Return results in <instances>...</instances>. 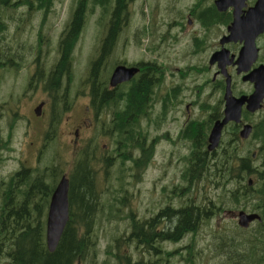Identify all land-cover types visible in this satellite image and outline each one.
Wrapping results in <instances>:
<instances>
[{
  "label": "rangeland",
  "instance_id": "rangeland-1",
  "mask_svg": "<svg viewBox=\"0 0 264 264\" xmlns=\"http://www.w3.org/2000/svg\"><path fill=\"white\" fill-rule=\"evenodd\" d=\"M16 4L17 0H9ZM79 0H56L48 13L43 15L42 10L33 11L27 15L26 10L19 7L17 9L4 8L0 10V20L6 22L7 35L1 34L5 38L0 46L8 45V49L17 51L22 56L21 63L23 69L18 77L12 71H6L3 82L0 84V112L8 111L9 116H0V139L8 141V146L0 149V179L7 180L10 173L17 169L21 158V151L28 154V149L24 148L25 141L30 137L26 135V122L22 116H12L15 112L13 104L17 102V96L20 91L24 90V78L27 75V65L31 58L32 52L37 51L39 55L38 64L46 61L47 55L53 57L58 52V40L66 24L70 21L73 11ZM198 0H128V19L123 26L116 46L110 56L101 66L102 76L110 77L113 69L111 67L118 61H124L126 64H134L138 61L159 59L160 66L164 70L165 81L161 85L159 98L165 94L167 107V116H198L205 120L210 115L209 108L219 110V101L222 95L207 85V80L211 74L196 72L195 68L202 69L208 67V60L213 53L212 50L218 44L219 38L226 34V26L222 24L213 25L206 29L200 26L193 15L188 17V11ZM214 0H202L203 9L212 5ZM90 0H86L89 3ZM250 5L254 0H247ZM113 5V1L109 6ZM28 9V8H27ZM202 9V10H203ZM24 10V11H23ZM199 12V11H198ZM197 12V13H198ZM20 16L22 24L17 29L16 19ZM10 18L15 19L11 23ZM109 14H102V9L97 5L93 7L88 5L85 15V25L81 31L79 41L72 53V81L68 87L59 90L50 96L44 91V84L37 87V95L26 92V96L20 100L18 111L20 114L34 116L31 110L40 100L45 98H56L67 102L72 106L70 111L64 110L65 104L58 101L55 105V113L60 115L72 113L79 114L82 112L84 105L87 103L89 96V74L92 63L97 60L100 40L105 35ZM188 20L190 23H188ZM16 23V24H15ZM104 24L103 26L101 25ZM42 33V41L45 44L39 50L37 40ZM198 36L200 39L206 38L205 47L201 53L195 54L192 38ZM264 44V39L261 40ZM4 48V47H2ZM157 61V60H156ZM120 65V64H119ZM103 68V69H102ZM40 70H46V67L39 66ZM110 71V72H109ZM233 76V89L236 93H249L252 91L251 85L242 83L235 75L233 70L230 71ZM173 90L177 92L173 94ZM156 106L148 116H157L162 111V103ZM186 106L188 108L186 109ZM35 108V107H34ZM33 108V109H34ZM50 104L45 103L41 109L42 116L37 121H32V126H37L38 137H46L48 132V123L52 122L56 130V122L45 116L51 112ZM207 111V112H205ZM53 114V112H52ZM165 114V116H166ZM264 112L253 115L251 120H258ZM106 116V115H105ZM109 116L97 120V134L94 139L97 144V192L100 194L99 211L95 214L94 237L96 235L95 250H90L85 260L77 264H139L142 258L143 264H181L179 257H173L169 260L164 259V252H177L178 254L186 253L182 251L184 246L194 244V252H200L205 248L208 241L212 239L210 232L213 226L228 227L236 225L235 215L241 209L231 211V209L219 212L208 223L200 226L196 234L187 235L178 243L162 242L161 257H155L152 253L147 254L139 247H135L132 242L128 245L125 243L127 235L131 232L130 214L139 221L150 219L155 216L159 209L167 206L162 202L163 195L174 193L175 186L184 185L180 180V174L184 168L182 158L188 155V147L179 141V144H173L175 140L174 130L176 127H170V138L161 135L154 136L153 130L146 136V146L153 145V154L148 165L137 171L131 163L125 164L116 159L115 164L106 168L103 161L109 158L106 153L115 154V141L110 137L112 121L108 120ZM136 124V123H135ZM12 125V129L9 126ZM59 132L53 137L52 141H47L44 146V153L39 158L36 167L50 166L53 164L55 173L65 169L63 163L62 149L66 142L65 137L61 134L65 129V122L59 124ZM149 128L147 121L136 124V130L143 131ZM54 132V131H53ZM159 133V132H158ZM83 135V134H81ZM38 138V145L40 140ZM170 140V142L168 141ZM224 142L228 141V133L223 136ZM153 141V143H152ZM254 140L248 143H241L238 149L241 155L244 151L251 150ZM87 149V147L85 148ZM133 153V150H129ZM136 155L134 151L133 156ZM53 157V159H50ZM260 159L257 152L253 158V165H258ZM94 161H91V168H94ZM29 163L26 164V167ZM96 167V165H95ZM126 172L122 181L116 178ZM216 176V175H215ZM253 185V184H252ZM206 189L207 195L211 198L220 195L219 189L204 182L199 185L198 190ZM118 190L117 195L113 192ZM116 197L121 200L126 197V205H117L118 212L116 218L108 219L109 210L103 208L101 204H106V200ZM37 199V198H36ZM103 202V203H102ZM161 202V203H158ZM229 206V204H227ZM115 211V210H114ZM157 230L161 229L158 225ZM207 242V243H206ZM111 245L112 255L107 253L108 245ZM177 258V259H176ZM10 262L6 259L5 264ZM209 261L203 262L207 263ZM202 263V264H203Z\"/></svg>",
  "mask_w": 264,
  "mask_h": 264
},
{
  "label": "trees",
  "instance_id": "trees-1",
  "mask_svg": "<svg viewBox=\"0 0 264 264\" xmlns=\"http://www.w3.org/2000/svg\"><path fill=\"white\" fill-rule=\"evenodd\" d=\"M55 1L17 0L14 4L13 1L0 0V10L4 6L8 10L21 7L26 10L27 15H31L34 10H42L43 15H45ZM111 1H113V5L108 7ZM89 4L93 7L98 5L102 9V14H109L110 18L105 35L100 40L97 60L92 63L89 80L86 81V83L89 81L91 100L95 101L97 98V110L107 111L112 103L118 105L123 97V107L118 111L116 120L112 121V129L115 128L117 139L121 143L120 152L122 155L119 159L122 161L129 160L130 155L126 152L129 150L136 152L137 149H140L141 154L133 156V167L137 171L143 170L152 158L153 145L146 146L144 144L146 136L135 129V121H138L139 117L137 116L145 114L154 103L149 99L153 87L141 76L139 81L133 79L130 87H127V83H125L122 84L123 88L115 93L113 91L106 92L108 90V74L106 73L104 77L101 71V66L106 58L112 54L120 32L126 25L128 0H90L89 3H86V0H79L77 2L72 15L73 20L66 24L65 27L68 30L61 38L62 51L60 54L62 56L59 59L61 65L59 64L60 67L57 68L56 72L57 79L54 82L51 75V81L45 85V90L52 87L51 90L57 93L61 83L60 77L63 76L66 77L69 84L71 83L72 53L84 28ZM201 5L202 0H198L192 9L193 13L199 11L196 20L201 27L208 29L213 25L227 26L230 23L231 15L229 13L222 14L211 4L205 9ZM10 21L14 23L15 19L10 18ZM16 23L22 24L20 16L16 19ZM101 25L104 24L101 23ZM6 30V22L0 20V44L3 40L1 34H7ZM38 38L43 39L42 33L39 34ZM201 40L199 38L194 39L195 51L200 50L205 44ZM2 47L8 48V45L4 44V46H0V49ZM116 64L125 65L126 63L118 61L111 67V70ZM176 93L173 90V94ZM158 103H162V113L165 116L167 111L171 109L167 107L165 94L159 98ZM213 110L212 118L216 120L220 114L216 108ZM129 113H133L134 116L132 121L126 123L125 115ZM120 114L122 115L120 116ZM248 116V114H244L245 119H248ZM230 132H234L232 135H235L237 130L231 128ZM180 139L193 141L190 152L182 158L184 168L180 174V180L184 185L175 186L174 193L170 194L171 197L167 199L163 196L162 202L167 203L176 199L178 202H185V205L180 204L179 209L175 211L167 205L159 209L154 217L144 221L136 220L133 214H130L131 232L127 235L125 243L128 245L132 242L135 247H139L145 253H152L155 261L157 257H161L162 250L159 246L162 242L178 243L185 236L196 234L202 224L208 223L219 212L241 209L244 212L256 213L259 215L260 221L252 222L247 229L240 228L237 222L236 225L228 227H216L214 225L210 232L212 239L208 243L206 242L207 245L203 250L195 253L194 244L190 243L182 249L186 253L164 252V259L166 261L173 257H179L181 264H202L206 261L209 262L203 264H264V126L259 127L258 124L254 126L250 139L259 140L260 143L254 144L253 142L252 149L254 152L246 150L243 155H241L238 147L228 144L208 152L205 148L207 134L202 126L198 127L197 131L194 129L193 131L185 130ZM256 152L261 159L258 165H253ZM109 161H106L107 165H109ZM125 176L126 173L123 172L117 181H122ZM86 180V178L81 180L72 178L68 193L69 220L55 251L52 253L48 252L45 245V215L51 191L57 181L56 173L51 168L36 169L32 181L28 178L30 183H35L37 186L36 196L31 202L27 200L22 204L15 200L14 186L16 183L14 177L6 180L9 191H6L4 198L6 202L4 233L7 242L5 256L10 261L9 264H77L85 260L90 250H95L97 237L96 235L94 237L93 225L95 214L99 211L100 194L97 192V200L94 199V196H91L89 185L84 182ZM249 180L252 181L253 185H248ZM204 182L207 186L212 185L219 189L220 195L211 198L207 195L206 189L198 190L199 185ZM81 184L84 186L80 188ZM76 188L77 191L74 194L73 191ZM195 190L197 193L196 202H194L193 195ZM113 192L116 195L120 193L118 190ZM125 199V196L121 200L114 196L106 200V204H101L103 208L109 210L108 219L117 217L113 212L119 211L117 205H126ZM190 200H193L195 205H190L188 203ZM30 204L33 205L32 210ZM167 215L176 218L174 227L171 230L158 231L156 228L160 222L159 218L163 219ZM107 248V253L112 255L109 251L111 245L109 244ZM138 263L143 264L142 258Z\"/></svg>",
  "mask_w": 264,
  "mask_h": 264
},
{
  "label": "flooded vegetation",
  "instance_id": "flooded-vegetation-1",
  "mask_svg": "<svg viewBox=\"0 0 264 264\" xmlns=\"http://www.w3.org/2000/svg\"><path fill=\"white\" fill-rule=\"evenodd\" d=\"M215 1V0H214ZM214 1L212 2V5H214ZM256 0L250 5V3L247 2L246 0V8H243L242 11L245 12L247 8L253 6ZM215 7V6H214ZM199 13V12H198ZM198 13H193L192 10L188 11V17L193 16L196 19V15ZM222 14H227L229 13L231 15V21H232V12L231 10H228L226 12H220ZM70 20H73V16ZM230 21V22H231ZM188 23L190 21L188 20ZM230 24V23H229ZM228 24V25H229ZM19 25L17 23V29H19ZM227 25V26H228ZM226 26V28H227ZM68 28H64V30L61 32L59 40H58V52H55L56 55L53 57H50L47 55V59L44 63V61L40 64H38V58L40 53L35 50L32 52L31 58L29 60V64L26 66L28 69L27 75L24 78L25 81V87L23 91H20L17 96V102L13 104V108L15 112L12 113V116H22L25 118V122L27 124L26 128V135L30 137L29 141H25L24 148L28 149V154L24 153L21 151V158L18 160L19 165L16 170H14L13 173H10V177H14L16 185L14 186V192L16 199L20 204L24 203L25 201H32L34 197L36 196V190L37 186L35 183H30L28 181V178L32 181L33 176L36 173V164L40 160L39 158L41 155L44 153V146L46 145L47 141H52L53 137L57 135L59 132V124L65 122V129L61 133L63 137L67 138L66 142L64 143V148L62 149V152H64L63 155V163L65 164V169H62L56 173V182H55V187L58 183V181L61 179V177H65L68 180V193L70 190V186L72 184V178L75 179H82L86 178L87 180L84 181L87 185H89V190L91 191V196H94V199L97 200V144L96 140L94 139L95 135L97 134V120L100 118H105L106 116H109L108 120H116V116L118 115V111L123 107L124 104V99L119 101L118 105L112 103L111 107L109 110L104 111V110H97V98L95 101L91 100L92 96H90V91H89V98L87 100V103L84 105L82 112L79 114H74L71 115L72 113L68 114H62L60 115L59 112L55 113V105L56 103L58 105L59 99L56 98H49L47 94H45V98L43 97V100H40L34 107L31 108V110L34 113V116H28L25 114H20L18 111L20 100H22L26 96V92H30L31 95L29 98L32 97V94L37 95V87L40 86L41 83L44 84V91L47 92L50 96L55 94V91L51 90L52 87H50L49 90H45V85L51 81V75L53 76V81L55 82L57 79V68L60 67V57L62 56L60 52L62 51L61 49V38L64 36V33L67 32ZM227 33V32H226ZM4 35H7L6 33ZM226 35V34H224ZM222 35V36H224ZM221 36V37H222ZM219 38V40L221 39ZM5 37L3 36V39ZM199 38L198 36H194L192 38V42H194V39ZM200 39V38H199ZM264 39V34L261 35L260 37L257 38L256 40V49L258 50V55H257V60L256 62L251 66L250 70H253L254 68L258 67L261 64H264V44H261V40ZM218 40V44L214 47L212 52H216L222 48ZM37 46L38 49L40 50L42 46L45 44L44 41L41 39L37 40ZM201 41L206 42V38H203ZM201 43V42H200ZM40 46V47H39ZM243 43H227L224 45V48L230 51L231 54H234L237 56L238 51L242 48ZM194 47V53L198 54L201 53L205 47V44L202 46L200 50L195 51V45L193 43ZM161 59V58H159ZM158 58L156 60H147V61H138L135 62L134 64L127 65L128 67L131 66H136L139 69V72L137 75L133 78L135 81H139L140 77L142 76L146 82H148L152 87H153V92L150 93L149 99L154 102L147 110L145 114L142 116H137L138 121H135L136 124H139L141 122L147 121L149 123V128L145 129L143 131V135L147 136L150 131H154L152 135L157 136L161 135L165 138H170V127H176L174 130V138L175 140H172L171 142L173 144H179V141H182L185 146L189 148L188 153L190 152L191 147L193 146V141L189 139H180V136L184 134L185 130H190V131H197L198 127H203L205 129V133L207 134V139H206V145L205 148L207 149L208 146V135L210 133V130L214 124L215 121L217 120H222L224 117L223 110H224V93H225V79L221 75L220 71L217 69V66L215 64L209 65L208 67H203L202 69H197L195 68L196 72H201L202 74L205 73L206 75L211 74V77L207 80V85L212 89H216L220 95H222L221 101H219V110L216 108V111L219 112L220 116L216 120L212 118V115H214V110L212 107L209 108L210 115L206 116L207 118L203 120V117L200 119L198 116H163L162 111L157 113V116H148L151 110H153L156 106V103L159 102V93L161 89L162 83L165 81L164 78V70L160 66V60ZM22 56L18 54L17 51H12L11 49L8 48H1L0 49V84L3 82L4 77H5V72L6 71H12L16 77L19 76L23 69V64L21 63ZM60 64V65H59ZM119 65V64H118ZM39 66H45L46 70H40ZM117 66V65H116ZM233 70L235 72V67L233 66H228L227 67V72L231 76V93L234 97L238 98L240 96H249L252 94L254 91L253 84L250 82H243L242 77L245 76V73H242L240 75H237L235 72L236 77L242 82V83H247L251 85L252 91L249 93H236L233 89L234 85V80L233 76L230 74V71ZM61 78V83L59 85V90H64L65 87L69 86V82H67L66 77H60ZM133 79L130 82H127V87H130L131 83L133 82ZM109 80V78H108ZM125 84V83H123ZM122 84L118 85L115 88H111L108 84V90L113 91L114 93L122 89ZM156 93V94H155ZM176 93V92H175ZM178 94V93H177ZM148 99V100H149ZM66 103L68 104V107L66 106L64 101H60L61 104H65L64 110L70 111L72 109V106L67 102V98H65ZM43 104L42 107L44 106L45 103L50 104V109L51 112L45 116H48L50 120L56 122V130L55 126L53 125L52 122L48 123V132L46 134V137H38V128L37 126H32L31 123L32 121H37L41 116L40 114L36 113V110L38 108L39 104ZM160 105V104H158ZM41 107V109H42ZM34 108V109H33ZM188 106H186V109ZM53 112V114H52ZM207 112V111H205ZM264 112V100L262 102V107L260 110L254 112V113H248L245 110V105L242 107V112H241V119L239 123L235 122H228L227 125L223 128L221 132V137L220 141L218 144V147H223L224 144L228 145H235L236 147L239 146V144L251 140V136L254 130L255 125H259V127L264 126V114L258 118V120H251L250 118L253 115H256L258 113H263ZM248 114V119L244 118V114ZM106 115V116H105ZM122 114H120L121 116ZM0 116H9L8 111L6 110L4 113L0 112ZM126 123L129 121H132V118L134 116L133 113L126 114ZM135 124V128H136ZM249 124L252 126V132L251 135L247 139H242L239 136L240 130L243 128L244 125ZM190 127V129H189ZM10 129H12V125L9 126ZM231 128H236L237 132L235 135H232L234 132H230ZM54 131V132H53ZM159 132V133H158ZM228 133V141L224 142L223 136L224 133ZM83 134V135H81ZM110 137L114 138L115 141V150L113 155L111 153H106L105 156H109V158L105 159L104 164L106 168L111 167L112 165L115 164L116 159L121 158L122 153L120 152L121 150V143H119L117 139V133L115 132V128H111V133L109 135ZM38 138L40 140V145H38ZM170 142V140H168ZM255 144H259V140H254ZM9 140L5 141L0 139V149H4L8 146ZM153 143V141H152ZM146 145V142H144ZM87 147V149H85ZM141 150L137 149L136 150V155L139 156L141 154ZM134 153V152H133ZM133 153L127 151L126 154L130 155V159L126 161H122V163H131L133 165ZM50 159H53L51 157ZM107 160H110L107 165ZM91 161H94V168H91ZM29 163V166L26 167V164ZM96 165V167H95ZM43 169H48V168H53V164H50V166H43ZM126 173V172H125ZM9 177V178H10ZM7 179V181L9 180ZM117 179V178H116ZM7 182L6 180H3L2 178L0 179V264H5L6 262V256H5V249H6V239H5V230H4V211L6 210V202L4 201L6 191H9L7 189ZM84 184L80 185V188L83 187ZM54 187V188H55ZM54 188L51 191V194L54 190ZM75 191H77V188L73 191L75 194ZM78 192H80L78 190ZM93 193V195H92ZM79 194V193H78ZM194 195V202H196V190L193 193ZM165 198L171 197L170 194L168 195H163ZM193 200H190L188 203L190 205H195ZM169 205V208L172 210H177L180 207V204L183 206L184 203L178 202V200H171L166 203ZM166 207V206H165ZM33 205L30 204V209L32 210ZM249 213V212H247ZM159 226L161 229L158 231H167L171 230L174 227V222L176 221V218L172 217V215H167L164 216V220L159 218ZM7 264H9L7 262Z\"/></svg>",
  "mask_w": 264,
  "mask_h": 264
},
{
  "label": "water",
  "instance_id": "water-1",
  "mask_svg": "<svg viewBox=\"0 0 264 264\" xmlns=\"http://www.w3.org/2000/svg\"><path fill=\"white\" fill-rule=\"evenodd\" d=\"M214 6L218 12L231 10L232 21L226 28V35L219 40L222 48L210 55L209 65L215 64L221 75L225 79L224 93V117L222 120L214 122L208 135L207 151H214L219 144L221 132L228 122L239 123L241 119L242 107L248 113H254L261 109L264 100V64L250 70L256 62L258 50L256 49V40L264 34V0H256L253 6L246 8V0H215ZM243 43L237 56L231 54L224 48L227 43ZM235 67L237 75L245 73L242 77L243 82L253 84L254 91L249 96L234 97L231 93V76L227 72L228 66ZM139 69L136 66L127 67L126 65H117L110 74L108 84L115 88L120 84L130 82ZM42 103L36 110L40 114ZM252 132V126L246 124L239 132L242 139H247ZM249 180L248 185L251 186ZM68 180L61 177L54 188L47 207L45 215V245L48 252L55 251L66 224L69 220L68 215ZM237 225L242 229H247L254 221H260L256 213H247L242 210L235 215Z\"/></svg>",
  "mask_w": 264,
  "mask_h": 264
},
{
  "label": "bare ground",
  "instance_id": "bare-ground-1",
  "mask_svg": "<svg viewBox=\"0 0 264 264\" xmlns=\"http://www.w3.org/2000/svg\"><path fill=\"white\" fill-rule=\"evenodd\" d=\"M264 169V168H263ZM255 171V170H254Z\"/></svg>",
  "mask_w": 264,
  "mask_h": 264
}]
</instances>
